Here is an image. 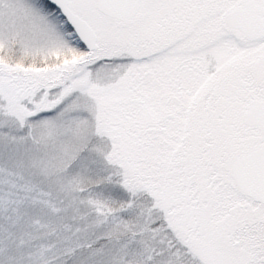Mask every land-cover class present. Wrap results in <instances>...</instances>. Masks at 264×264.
Here are the masks:
<instances>
[{"label":"snow or ice","instance_id":"obj_1","mask_svg":"<svg viewBox=\"0 0 264 264\" xmlns=\"http://www.w3.org/2000/svg\"><path fill=\"white\" fill-rule=\"evenodd\" d=\"M0 264H264V0H0Z\"/></svg>","mask_w":264,"mask_h":264}]
</instances>
